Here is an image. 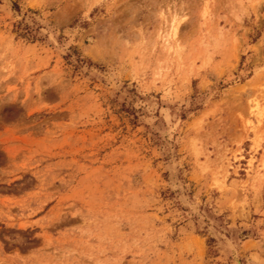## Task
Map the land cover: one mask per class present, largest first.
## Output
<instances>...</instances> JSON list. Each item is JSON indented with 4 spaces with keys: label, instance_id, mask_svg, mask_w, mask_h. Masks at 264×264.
<instances>
[{
    "label": "rangeland",
    "instance_id": "1",
    "mask_svg": "<svg viewBox=\"0 0 264 264\" xmlns=\"http://www.w3.org/2000/svg\"><path fill=\"white\" fill-rule=\"evenodd\" d=\"M0 264H264V0H0Z\"/></svg>",
    "mask_w": 264,
    "mask_h": 264
}]
</instances>
